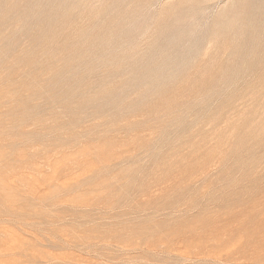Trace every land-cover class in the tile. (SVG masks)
<instances>
[{"label":"rangeland","instance_id":"obj_1","mask_svg":"<svg viewBox=\"0 0 264 264\" xmlns=\"http://www.w3.org/2000/svg\"><path fill=\"white\" fill-rule=\"evenodd\" d=\"M0 264H264V0H0Z\"/></svg>","mask_w":264,"mask_h":264},{"label":"bare ground","instance_id":"obj_2","mask_svg":"<svg viewBox=\"0 0 264 264\" xmlns=\"http://www.w3.org/2000/svg\"><path fill=\"white\" fill-rule=\"evenodd\" d=\"M197 22V21H196ZM46 26V25H45ZM227 59V58H226Z\"/></svg>","mask_w":264,"mask_h":264}]
</instances>
